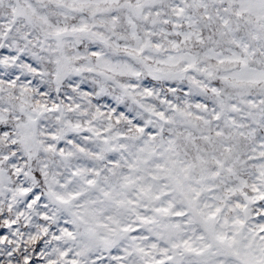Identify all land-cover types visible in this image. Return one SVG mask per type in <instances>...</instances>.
I'll list each match as a JSON object with an SVG mask.
<instances>
[{
	"label": "snow or ice",
	"instance_id": "snow-or-ice-1",
	"mask_svg": "<svg viewBox=\"0 0 264 264\" xmlns=\"http://www.w3.org/2000/svg\"><path fill=\"white\" fill-rule=\"evenodd\" d=\"M0 264H264V0H0Z\"/></svg>",
	"mask_w": 264,
	"mask_h": 264
}]
</instances>
